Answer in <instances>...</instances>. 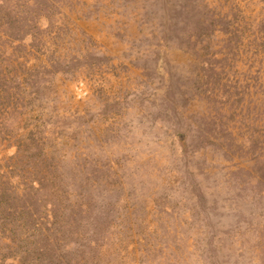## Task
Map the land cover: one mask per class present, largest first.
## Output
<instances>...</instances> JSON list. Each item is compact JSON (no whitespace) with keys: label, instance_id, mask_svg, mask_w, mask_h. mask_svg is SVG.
<instances>
[{"label":"rangeland","instance_id":"obj_1","mask_svg":"<svg viewBox=\"0 0 264 264\" xmlns=\"http://www.w3.org/2000/svg\"><path fill=\"white\" fill-rule=\"evenodd\" d=\"M0 78V264H264V0H0Z\"/></svg>","mask_w":264,"mask_h":264},{"label":"trees","instance_id":"obj_2","mask_svg":"<svg viewBox=\"0 0 264 264\" xmlns=\"http://www.w3.org/2000/svg\"><path fill=\"white\" fill-rule=\"evenodd\" d=\"M14 16L15 17H19V14L18 13H16V12H14ZM18 17H17V19H18ZM26 33H28V32H26ZM30 36L32 37L33 36V34L32 33H30ZM3 79V78H2ZM17 83V79L15 80V83L14 84H16ZM10 87H13V84H9L8 86H7V84H5V83H1V78H0V92L1 91H3L4 89H8V88H10Z\"/></svg>","mask_w":264,"mask_h":264}]
</instances>
